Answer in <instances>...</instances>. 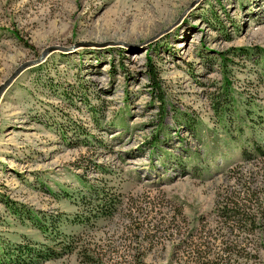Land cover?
Returning <instances> with one entry per match:
<instances>
[{
	"label": "rangeland",
	"instance_id": "1",
	"mask_svg": "<svg viewBox=\"0 0 264 264\" xmlns=\"http://www.w3.org/2000/svg\"><path fill=\"white\" fill-rule=\"evenodd\" d=\"M48 46L0 95V244L264 264V209L249 233L215 209L246 188L264 206V158L241 155L264 145V0H0V84Z\"/></svg>",
	"mask_w": 264,
	"mask_h": 264
},
{
	"label": "trees",
	"instance_id": "2",
	"mask_svg": "<svg viewBox=\"0 0 264 264\" xmlns=\"http://www.w3.org/2000/svg\"><path fill=\"white\" fill-rule=\"evenodd\" d=\"M241 155L248 159V157H260L261 159L264 158V145H262L258 141H252L248 148H243ZM245 190L238 191L235 195H232L231 192L228 193V197L223 196L220 200L218 205L216 206V215L222 219L224 222L230 225L231 229H239L241 228V232L249 233V230L254 226L255 222L258 221L257 218L261 217L260 209H264L262 207V202L259 200V196L256 195L255 191H249L248 188ZM98 198H102L103 202H101L98 206H95V217H103V216H111L115 212V207L112 205L113 203H106L104 198H106L103 194ZM110 200V199H109ZM111 199L110 201L112 202ZM107 201V200H106ZM98 204V203H96ZM240 223V224H239ZM185 234V238H199V236H195V234ZM184 237L182 241L185 240ZM62 240L57 241L55 243V247L48 246V245H41L38 249L36 247H29V245H20L18 244L15 247H7L0 244V264H27L30 263L35 258L40 259H49L52 257L59 256V254L69 253L75 249V245H73V241H69L67 243H62ZM204 242V241H203ZM191 244V245H190ZM189 249L185 251L187 256L194 258L198 262L202 260V262H208L207 254L205 249L200 248L204 246L203 243H196L190 239ZM190 250V251H189ZM230 249L224 247L222 249L223 255L225 252H229ZM81 256L84 257L85 261L92 262L93 258L86 253L85 251L81 250ZM223 255L218 258L217 256H212L213 260L217 261L220 260ZM26 257V258H25ZM24 258V260H23ZM27 260V261H25Z\"/></svg>",
	"mask_w": 264,
	"mask_h": 264
},
{
	"label": "water",
	"instance_id": "3",
	"mask_svg": "<svg viewBox=\"0 0 264 264\" xmlns=\"http://www.w3.org/2000/svg\"><path fill=\"white\" fill-rule=\"evenodd\" d=\"M193 4V3H192ZM56 49V46H48L45 49H43L41 55L32 61H25L24 63H22L21 65H19L16 70L7 78L4 80V82H2L0 84V95L1 93L4 91V89L6 88V86L11 82V80L17 75V73H19L23 68H25L28 65L34 64V63H38L40 62L43 57L45 56V54L51 50Z\"/></svg>",
	"mask_w": 264,
	"mask_h": 264
}]
</instances>
